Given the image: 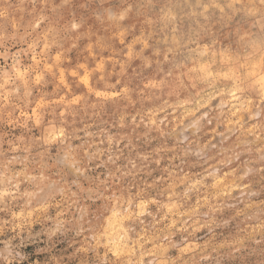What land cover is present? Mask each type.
Returning a JSON list of instances; mask_svg holds the SVG:
<instances>
[{
	"label": "clouds",
	"instance_id": "obj_1",
	"mask_svg": "<svg viewBox=\"0 0 264 264\" xmlns=\"http://www.w3.org/2000/svg\"><path fill=\"white\" fill-rule=\"evenodd\" d=\"M0 264H264V0H0Z\"/></svg>",
	"mask_w": 264,
	"mask_h": 264
}]
</instances>
